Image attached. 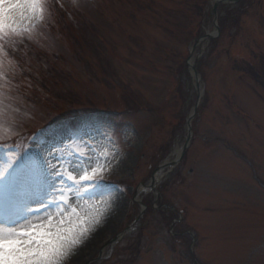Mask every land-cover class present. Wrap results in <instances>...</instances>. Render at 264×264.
Instances as JSON below:
<instances>
[{"label":"rangeland","instance_id":"obj_1","mask_svg":"<svg viewBox=\"0 0 264 264\" xmlns=\"http://www.w3.org/2000/svg\"><path fill=\"white\" fill-rule=\"evenodd\" d=\"M0 45V143L86 141L126 189L62 264H264V0H45Z\"/></svg>","mask_w":264,"mask_h":264},{"label":"snow or ice","instance_id":"obj_2","mask_svg":"<svg viewBox=\"0 0 264 264\" xmlns=\"http://www.w3.org/2000/svg\"><path fill=\"white\" fill-rule=\"evenodd\" d=\"M44 9L45 0H0V41L29 31L31 22L43 17ZM4 99L3 92H0V140L14 132L15 123ZM102 134L107 136L108 130ZM73 141L74 138L69 137L64 143H53L40 153L32 152L30 147L20 150L0 143V152L5 153V160L0 164V216L7 214L10 221L8 226L0 224V264H62L71 250L81 244V238L90 230L89 225L98 224L100 217L126 190L119 185L111 187L103 179L110 164L107 158L101 164L95 150L86 141H80L86 149L84 155L72 151L69 145ZM67 152L76 157L73 163L78 166H69L65 175L62 169L67 162L64 155ZM80 161L87 165V170L80 166ZM105 197L109 198L108 207L94 209V215L84 218L77 208L70 207L72 202L80 199ZM53 206L58 210L63 206L59 212L62 218L58 222L54 224L52 216L42 223L31 222L33 215ZM64 212L69 213L67 224Z\"/></svg>","mask_w":264,"mask_h":264},{"label":"bare ground","instance_id":"obj_3","mask_svg":"<svg viewBox=\"0 0 264 264\" xmlns=\"http://www.w3.org/2000/svg\"><path fill=\"white\" fill-rule=\"evenodd\" d=\"M190 63H191V61H190ZM176 153V152H175ZM159 176L160 175H157L156 174V180H158L159 179ZM148 190L150 189V187H146ZM136 196V195H135ZM136 199H137V196L135 197ZM92 204H91V208L93 209H87L86 207H83L82 206V203H77V204H75L74 205V207L75 208H77L78 209V211H79V213H80V216L81 217H87V216H89V215H94L95 213H94V209H100V210H103V209H105V208H107L108 207V204H109V198L108 197H105L104 199H96V200H94L93 202H91ZM119 202L117 201L115 204H113V206H112V208H110L107 212H105L104 213V215L103 216H101L100 217V222L97 224L98 226H97V228L98 227H102L104 224H105V222H106V219L108 218V217H110L111 215H113L114 213H116L117 212V204H118ZM68 215H69V213L68 212H66V213H64V220H65V224H67L68 223V219H67V217H68ZM48 216H52V217H54L55 218V220H54V224L56 223V222H58L62 217H61V215L59 214V213H57V211L55 212V209H52V210H49V211H45V212H43L42 213V215H40V216H36V218L34 217V218H32L31 219V222L32 223H42V222H44L45 220H46V218L48 217ZM72 221H73V223H75L76 222V218L75 217H73L72 218ZM20 223H23V222H20ZM92 225H94V224H92ZM92 225L90 226L89 225V231L87 232V233H85V235H84V237H82L81 238V242H83V240H85V238H86V236L88 237V235H90V232H91V227H92ZM93 228V227H92ZM55 230V228H53V231ZM89 233V234H88ZM80 248V247H79Z\"/></svg>","mask_w":264,"mask_h":264},{"label":"water","instance_id":"obj_4","mask_svg":"<svg viewBox=\"0 0 264 264\" xmlns=\"http://www.w3.org/2000/svg\"><path fill=\"white\" fill-rule=\"evenodd\" d=\"M190 120V119H189ZM189 120H188V122H189ZM189 140V139H188ZM183 151H184V148H183Z\"/></svg>","mask_w":264,"mask_h":264}]
</instances>
